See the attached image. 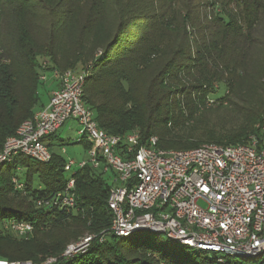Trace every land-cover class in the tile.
Returning <instances> with one entry per match:
<instances>
[{
    "label": "trees",
    "instance_id": "obj_1",
    "mask_svg": "<svg viewBox=\"0 0 264 264\" xmlns=\"http://www.w3.org/2000/svg\"><path fill=\"white\" fill-rule=\"evenodd\" d=\"M43 61L50 69L87 72L83 99L107 133L136 131L142 141L154 135L161 149L248 143L252 136L264 146V0H0V150L37 111ZM216 112L225 128L197 125L203 113ZM49 146L48 163L17 156L0 167V259L264 264L260 257L220 262L167 236L184 251L129 235L94 239L84 252L62 256L68 244L109 230L110 184L86 164L75 174L79 211L37 206V197L65 183V159ZM16 167H26V193L11 182ZM7 218L32 221L33 233L4 231Z\"/></svg>",
    "mask_w": 264,
    "mask_h": 264
},
{
    "label": "built area",
    "instance_id": "obj_2",
    "mask_svg": "<svg viewBox=\"0 0 264 264\" xmlns=\"http://www.w3.org/2000/svg\"><path fill=\"white\" fill-rule=\"evenodd\" d=\"M41 69L52 72L57 87L48 103L6 138L0 167L17 156L48 163L52 151L47 141L67 120L79 125L75 142L90 147L85 150L88 159L65 160L64 186L50 196L37 197V206L48 212L79 211L75 174L89 164L107 174L110 184L107 205L112 223L99 235L100 242L150 231L206 251L220 262L226 256L264 258V146L255 137L233 145L161 149L154 135L142 141L136 131L110 134L99 127L94 111L84 102L86 71L50 69L47 61ZM11 182L16 191L26 193L24 181L16 175L12 174ZM1 226L19 237L34 230L32 221L19 218L4 219ZM92 238L88 235L69 245L64 254L84 252ZM53 261L49 258L43 264ZM0 264L34 263L0 259Z\"/></svg>",
    "mask_w": 264,
    "mask_h": 264
},
{
    "label": "rangeland",
    "instance_id": "obj_3",
    "mask_svg": "<svg viewBox=\"0 0 264 264\" xmlns=\"http://www.w3.org/2000/svg\"><path fill=\"white\" fill-rule=\"evenodd\" d=\"M50 66V63H48ZM45 75L43 80H40V84L37 87V94H38V105L36 106V110H38L42 105H46L50 98V93L57 87V80L53 77V74L50 70H46L42 73ZM221 91V89H220ZM224 119L218 112L216 113H203L200 117L199 122L197 125L202 128H215L221 130L225 128L222 122ZM79 129V125L76 121L67 120L60 129L56 132V135L49 139L47 142L52 145L53 150L65 159L70 160L74 159L76 162L81 160L88 159V155L83 148L81 143L75 142L77 138V131ZM252 136V134H249ZM64 150V152H62ZM14 175H16L20 180L24 181L26 179V167H22V169L12 171ZM68 176L65 173V178ZM108 180V175H105ZM34 181L36 182V177L34 176ZM109 182V180H108ZM150 238L158 245H165L174 250H178L183 252L184 250L181 249V245L174 241H167L166 237L162 233H153L150 231H139L135 232L128 237L129 240L133 241L136 239H146ZM111 239V237L109 238ZM189 253L192 251L191 248H187Z\"/></svg>",
    "mask_w": 264,
    "mask_h": 264
},
{
    "label": "water",
    "instance_id": "obj_4",
    "mask_svg": "<svg viewBox=\"0 0 264 264\" xmlns=\"http://www.w3.org/2000/svg\"><path fill=\"white\" fill-rule=\"evenodd\" d=\"M102 233H103V232H102ZM100 234H101V233H100ZM100 234H99V235H100ZM89 235L93 236L94 234H93V235H92V234H89ZM99 235H94V238H92L91 241H89V243H88V245H87L86 248H88V246L90 245V243H91L94 239H98V240H99ZM86 236H88V235H85L84 237H86ZM84 237L80 238V239H79L78 241H76V242H73V243L68 244V245L66 246V248L64 249V251H63V253H62V256L69 257V256H72V255H74V254H76V253H80V252L78 251V252L70 253L69 255L64 254L65 250L67 249V247H68L69 245H71V244H76V243L81 242V241L83 240ZM49 258H54V261L52 262V264L56 261V258H55V257H49ZM49 258H47V259H49ZM47 259H46V260H47ZM46 260L43 261V262L40 263V264H43L44 262H46ZM18 261H30V260H18ZM31 262H32V261H31ZM32 263H34V262H32ZM34 264H38V263H34Z\"/></svg>",
    "mask_w": 264,
    "mask_h": 264
},
{
    "label": "crops",
    "instance_id": "obj_5",
    "mask_svg": "<svg viewBox=\"0 0 264 264\" xmlns=\"http://www.w3.org/2000/svg\"><path fill=\"white\" fill-rule=\"evenodd\" d=\"M20 169H22V168H20Z\"/></svg>",
    "mask_w": 264,
    "mask_h": 264
}]
</instances>
